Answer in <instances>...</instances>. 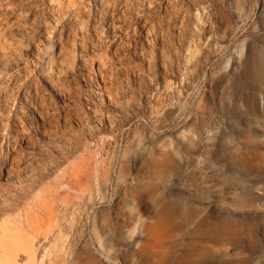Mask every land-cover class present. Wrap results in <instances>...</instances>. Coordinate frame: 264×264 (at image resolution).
<instances>
[{"label":"rangeland","instance_id":"obj_1","mask_svg":"<svg viewBox=\"0 0 264 264\" xmlns=\"http://www.w3.org/2000/svg\"><path fill=\"white\" fill-rule=\"evenodd\" d=\"M97 7L0 0V264H264V0Z\"/></svg>","mask_w":264,"mask_h":264},{"label":"bare ground","instance_id":"obj_2","mask_svg":"<svg viewBox=\"0 0 264 264\" xmlns=\"http://www.w3.org/2000/svg\"><path fill=\"white\" fill-rule=\"evenodd\" d=\"M158 1L159 0H95L96 5H98L99 7H97V13L92 19V22H94L93 30L99 33L98 29L100 27H104L103 25H107L108 20H112L113 23L118 20L126 25L129 24L136 27L142 26L146 30V37L150 38L151 35L154 36V34L157 33V25H155V23L153 22V13L155 12L154 8L158 5ZM147 2H150L151 4L154 3V7L149 9L148 12L146 11L147 8L144 10H140V7H144ZM82 4L83 3L80 1L79 3H77V7L75 9L73 8L74 10H71L72 8H67L68 10L64 13L66 14L68 12H72L74 18L78 17V15L81 16L82 14H84ZM135 9H139V13L144 12L143 15H138V13L135 12ZM26 22L28 21H24L23 23ZM60 22L61 19L59 18L53 25V29L55 30L54 34H58L60 48L58 49V51H53L48 65V71L46 72L49 81L54 84V87L56 83L54 80L55 78H53L54 67H56L57 69L56 75L58 77V81H60L62 76H66L71 71H74L76 69L79 50L78 36L80 32L78 30L76 31L77 28L69 23H66L63 29L59 31L58 24H60ZM15 25L16 22L7 24L6 27L12 35V39L10 40L6 37L1 39L0 46L2 48L8 49L7 47L9 45H13V40L16 34L10 30ZM28 26H30L31 28L33 25L29 24ZM117 31L114 33L116 34ZM182 34L183 32L181 31V44L184 40ZM162 35L167 38L166 34ZM106 40L107 37L100 34L96 44L101 46L103 44H106Z\"/></svg>","mask_w":264,"mask_h":264}]
</instances>
